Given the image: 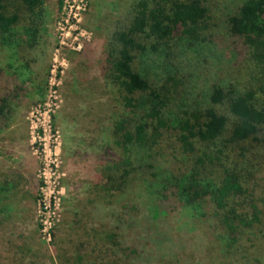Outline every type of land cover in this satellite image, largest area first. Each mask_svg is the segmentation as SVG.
I'll return each mask as SVG.
<instances>
[{"label": "trees", "instance_id": "trees-1", "mask_svg": "<svg viewBox=\"0 0 264 264\" xmlns=\"http://www.w3.org/2000/svg\"><path fill=\"white\" fill-rule=\"evenodd\" d=\"M237 1L222 26L213 22L210 0H129L110 22L99 74L121 107L109 146L119 155L101 167L96 203L113 197L110 191L124 194L156 168L165 133L184 161L152 183L156 222L140 224L142 209L127 202L112 217L111 231L96 230L105 233L106 264L160 257L171 233L157 227L179 208L191 210L207 231V249L211 244L218 253L212 263L264 264V0ZM49 2L0 0V47L10 69L0 91V134L28 99H44L47 77L38 79ZM227 38L247 50L244 83L214 82L202 94L185 87L178 57L197 46L229 44Z\"/></svg>", "mask_w": 264, "mask_h": 264}, {"label": "rangeland", "instance_id": "rangeland-1", "mask_svg": "<svg viewBox=\"0 0 264 264\" xmlns=\"http://www.w3.org/2000/svg\"><path fill=\"white\" fill-rule=\"evenodd\" d=\"M58 1L50 0L47 6L38 79L47 77L44 99H28L0 134V264H106L111 256L102 246L105 233L96 230L111 231L112 217L127 202L142 209L140 224L156 222L152 183L183 166L175 138L165 133L159 163L150 169L153 174L146 173L145 181L124 194L110 191L113 197L105 195L104 203H96L97 187L103 184L101 167L119 155L109 146L110 128L121 113L117 94L101 78L99 64L110 22L129 0ZM237 2L210 0L213 22L222 26ZM228 42L197 46L178 57L182 84L193 86L197 94L214 82L242 85L250 67L247 50L231 38ZM8 64L9 53L0 47V91ZM199 224L191 210H175L157 227L171 237L150 264H214L210 256L218 253L211 244L208 251L207 231Z\"/></svg>", "mask_w": 264, "mask_h": 264}]
</instances>
